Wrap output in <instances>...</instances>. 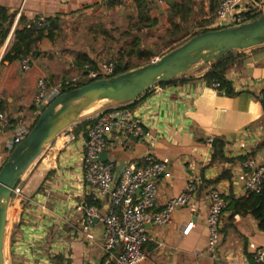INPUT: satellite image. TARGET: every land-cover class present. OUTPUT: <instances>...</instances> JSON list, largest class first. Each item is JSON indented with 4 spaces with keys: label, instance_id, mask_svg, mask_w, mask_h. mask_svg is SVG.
Wrapping results in <instances>:
<instances>
[{
    "label": "crops",
    "instance_id": "obj_1",
    "mask_svg": "<svg viewBox=\"0 0 264 264\" xmlns=\"http://www.w3.org/2000/svg\"><path fill=\"white\" fill-rule=\"evenodd\" d=\"M108 1L0 0V6L14 14L8 37L0 45V63L14 41L13 33L20 18L27 23L59 19L53 41L43 39L37 46L36 58L28 57V70L23 69V60L6 62L0 67L1 114L8 123L14 120L18 124L15 127L9 124L8 130L0 134V169L4 165L1 152L20 128L19 120L25 126L34 120L32 104L37 81L55 84L78 77L82 73V65L76 59L78 54L85 55L95 65L118 58L126 51L119 40L113 39L118 32L128 35L127 38L131 35L138 38L139 49L154 54L151 44L158 45V35L170 25L166 21L171 7L166 0L156 8L163 16L152 36L155 28L140 33L134 30V0H117L118 4L113 7L107 6ZM190 1L189 21L193 24L187 30L194 27V32L213 31L216 1ZM177 20L176 23H181ZM169 52L157 55L154 60ZM197 72L188 74L193 77L191 81L156 86L148 95L128 105L153 138L152 145L116 134L106 141L105 163L112 164L116 171L128 164H139L147 156L167 162L170 177L157 183L159 208L182 194L190 181L195 183L192 200L173 213L169 225L148 228L150 241L145 246L147 258L143 264H249L253 252L250 246H264V233L258 230L257 222L250 215L223 210L216 254L214 258L205 254L209 192L218 191L224 200L229 196L241 198V189L233 184L239 168L248 160L264 165V134L255 140L247 136L248 130L264 129V45L243 52L226 73L225 80L233 96L203 87L200 76L204 70ZM118 106L100 102L92 111L97 115ZM87 128L80 131L70 128L59 135L38 171L19 183L20 214L12 225L14 236L9 248L11 258L6 257L8 264H97L102 258L101 222L95 220L89 228L85 226L86 206L96 207L100 216L106 212L99 201L89 205L93 202L92 194L83 182L81 158ZM209 139L223 143L224 158L229 161H212ZM246 139L251 142L239 152L236 144ZM42 205L44 210L40 208ZM189 223L193 227L184 236L182 233ZM32 244L34 247L28 251ZM197 251L205 255L195 257Z\"/></svg>",
    "mask_w": 264,
    "mask_h": 264
},
{
    "label": "built area",
    "instance_id": "obj_2",
    "mask_svg": "<svg viewBox=\"0 0 264 264\" xmlns=\"http://www.w3.org/2000/svg\"><path fill=\"white\" fill-rule=\"evenodd\" d=\"M150 1V0H145ZM217 8L213 23V31L232 28L247 24L254 18L264 14V0H215ZM157 0L156 4L162 5ZM43 19L36 21L38 27ZM155 61V60H153ZM152 61V62H153ZM23 69H29V59H23ZM116 62L109 61L96 65L84 64L81 75L67 80L50 84L46 80H39L36 83L37 93L33 99L32 109L34 120L49 106V104L61 93L73 86H76L82 78L91 81L105 80L114 77ZM219 91L225 94L218 82L210 85L203 83V87ZM94 123L87 128L84 150L81 158V170L83 182L87 190L92 194V201L104 204L105 214L100 216L96 207H85V226L89 228L95 220L102 224L101 235L102 258L97 264H143L146 261V244L149 243V228H160L171 223L173 213L180 207L186 206L192 200L195 192V183L190 181L185 191L178 197L169 200L162 208L158 207L157 183L160 179L170 177L167 162L156 161L152 157H145L139 164H128L121 168L117 174L115 167L110 163H103L101 155L105 152L106 141L116 134L123 139L137 138V141L146 145H152L153 138L147 128L138 117L128 109V105H121L108 111L97 114L93 118ZM20 128L16 130L14 138L6 144V149L11 152L28 135L31 125L25 126L19 120ZM9 123L0 113V134L7 131ZM264 129L248 130L247 136L251 140L263 136ZM251 135V136H250ZM248 139L236 144L237 150H245L250 143ZM208 148H212L213 140L207 141ZM233 184L239 187L243 197L259 195L264 186V165L256 164L253 160L246 161L236 174ZM139 192V194H137ZM209 208L206 220L207 224V246L205 254L214 258L220 243V223L226 203L221 194L211 190L208 194ZM22 192L18 186L12 191L8 210L11 219H7V225L16 221L20 214V201ZM41 210H44L42 205ZM193 227L189 223L183 231L187 236ZM8 229V226H7ZM34 247L30 245L28 251ZM249 264H264V246L255 248ZM201 251L194 252L195 257L205 255ZM8 261L6 260V263Z\"/></svg>",
    "mask_w": 264,
    "mask_h": 264
},
{
    "label": "water",
    "instance_id": "obj_3",
    "mask_svg": "<svg viewBox=\"0 0 264 264\" xmlns=\"http://www.w3.org/2000/svg\"><path fill=\"white\" fill-rule=\"evenodd\" d=\"M152 1L156 3L157 0ZM158 15H161L160 10ZM187 31L192 35L194 27H189ZM263 45L264 15H260L247 24L199 34L147 65L110 79L94 81L55 98L0 169V264L6 262L7 206L12 191L44 149L81 119L84 113L100 102L120 106L132 104L160 83L195 70L210 69L230 51L247 52ZM16 119L19 120L18 117ZM131 139L137 142V138ZM101 161L105 163L104 154ZM121 168L117 169V174Z\"/></svg>",
    "mask_w": 264,
    "mask_h": 264
},
{
    "label": "trees",
    "instance_id": "obj_4",
    "mask_svg": "<svg viewBox=\"0 0 264 264\" xmlns=\"http://www.w3.org/2000/svg\"><path fill=\"white\" fill-rule=\"evenodd\" d=\"M160 1H163V0H160ZM166 2L171 7L169 21L173 28V31L176 32L173 34V37H174V35L179 34L180 31L184 29L182 28L181 23L185 22L186 20L189 21V15H190L191 10H190V7L188 6L184 7L183 4L175 5L169 0H166ZM117 4H118L117 0H109L107 2L108 7H113ZM134 5L136 9V17H137L138 24L142 25V28L152 29L158 26L159 24L158 18L156 17L151 18L148 14L151 9L157 8V4L155 2H153L152 0L150 1L134 0ZM176 18H178L181 23H176L174 20ZM13 21H14V14H10L8 9L0 6V45H2L7 39L8 34L12 28ZM58 23H59L58 18H49V19L44 20L43 23L40 25V27H38L36 22L27 23L23 18H20L18 21L17 27L13 33L14 41L10 49L3 56L1 63H0V67H2L4 63L6 62L9 64L14 63V62H20L23 59L28 58V57L35 59L37 55V46L39 45V43L43 39H48L50 41H53L55 37V31L58 30ZM206 32L208 31L202 30V31L195 32L192 35H190V39L199 34L206 33ZM134 45L135 46L133 47H135V49L133 50L132 48L130 50L131 52L133 51L131 55H129L128 53L127 54L123 53V54H120L119 57L117 58L114 77L140 67V66H137L135 68H132L128 60H126V59H129V57H133V55H135L136 57L140 56V57L145 58V55H143L144 52L141 49H139L140 40L138 38L134 39ZM260 47L262 46H259V47H256L250 50H256ZM242 54L243 52L239 54H236L235 51L228 52L220 61H218L210 69H205L204 73L200 76V79L204 81L207 85H210L213 82H218L220 84L221 89L226 90L225 91L226 95L233 96V91L229 83L225 80V75L228 72V70L231 68V66L241 57ZM76 59L80 61V65L83 66L84 64H89L91 65L93 69H96V65L90 59H88L85 55L78 54L76 56ZM191 80H193V77H190L188 75H181L179 77L172 79L171 81L167 83H160L157 86L162 87V86L183 84ZM92 82L94 81H91L90 83ZM83 86H86V85H83ZM76 89H79V87L68 88L64 90L61 93V95L67 92H70L72 90H76ZM149 92H147L144 96L148 95ZM135 102H133L132 105ZM130 107L131 105L128 106V108ZM0 113H1V107H0ZM93 118H81L75 124H73L70 128L75 129L77 126H79L76 128L78 131L82 129L85 130L87 127L91 126L94 123ZM37 120L31 126L30 130L34 127ZM10 123L13 124L15 123V121L11 120ZM262 145L263 144L259 145L256 150H259L262 147ZM212 148H213L212 161H216V160L229 161L224 158L223 143H221L220 141H213ZM221 178H223V175L218 179H221ZM226 201H228V206H226L224 210H230L234 212L236 215H240V216L250 215L257 222L258 230L264 233V186H263L262 192L259 195L252 194L247 197H241V198H234L233 196H229L227 199L224 200L225 203ZM89 205H95V203L90 202ZM13 236H14L13 232H9L8 237H7V246H8L7 258L8 259L11 258V252L9 251V248L12 245Z\"/></svg>",
    "mask_w": 264,
    "mask_h": 264
},
{
    "label": "rangeland",
    "instance_id": "obj_5",
    "mask_svg": "<svg viewBox=\"0 0 264 264\" xmlns=\"http://www.w3.org/2000/svg\"><path fill=\"white\" fill-rule=\"evenodd\" d=\"M175 1V5H178V4H183L184 5V7H190V9H191V1L189 0V1H187V2H185V0H174ZM161 5H158L157 6V8H159ZM156 10H158L159 11V9H151L150 11H149V13L151 12V15L149 14V16L152 18V17H156V18H158V21H160V19H162V14L161 15H158V11H156ZM262 15H264V14H262ZM169 17H170V13L168 14V16H167V21L166 22H168L169 24H170V21H169ZM178 18H176V19H174L175 21H178L177 20ZM161 22H162V24L164 23V19L163 20H161ZM191 24H193L191 21H185V22H183L182 24H181V26L182 27H184V28H186V30H184L183 31V35H181V33H182V31L179 33V34H177V35H174V37H173V34L174 33H176V32H174L173 31V28H172V26H171V24L169 25V26H167V29L164 31V32H162V33H160L159 35H158V42H156V43H158V45H156V44H154V42L151 44V47H153L154 48V50H155V52H154V54L152 53V54H150L149 52H147V50L145 49V51H143L144 52V54L143 55H145V58L144 57H136L135 55L133 56V57H131V58H133L132 60H129L128 62H129V64H130V66L132 67V68H135V67H137V66H140V67H142V66H144V65H147V64H149V63H151L155 58L154 57H157V55H162L163 53H166L167 51H173L174 49H176V48H178V47H180L181 45H183L186 41H188L189 39H190V34L188 33V31H187V26H191ZM159 25V24H158ZM136 28H134V30L137 32V33H140L142 30H144V29H147V28H142V25H140V24H138V21H137V17H136ZM153 29V28H152ZM155 31H157L156 30V27H155V29L151 32V35L150 36H152V35H154L156 32ZM148 33H150V32H148ZM193 33H195L194 31H193ZM117 34V33H116ZM172 34V35H171ZM128 36V35H127ZM127 36L122 32V33H119L118 32V35H114V40H116V42H118L117 40H119V42H120V44H121V46H125L124 48V50H126L125 51V53L127 54H129V55H131L132 53H133V51L131 52L130 50L133 48V50L135 49V47H133V46H135L134 45V38H133V35H131V37H129V38H127ZM168 40V41H167ZM128 44V46H129V48L127 49L126 47V45ZM129 50V51H128ZM155 55V56H154ZM119 57V56H118ZM161 58V57H160ZM160 58H158V59H160ZM113 62H116L117 61V58H115V59H111ZM111 60H107V61H111ZM198 70H195L194 71V73H198L197 72ZM79 75H81V73L79 74ZM88 83H90V81L89 80H87V79H85V78H82L81 80H80V82L76 85V86H73V88H76V87H83V85H87ZM67 92V91H66ZM7 115V114H6ZM96 115V111H90V112H88L86 115H84L82 118H93L94 116ZM25 116H27V115H25ZM35 121L36 120H33V122H31V126L35 123ZM9 122V121H8ZM10 124V126H12V127H15V126H17L18 124H16V123H9ZM77 127H79V126H77ZM76 127V128H77ZM73 129L74 131L75 130H77V129ZM12 129H14V128H12ZM70 130V129H69ZM51 145H52V143L49 145V146H47L45 149H44V151L42 152V154L33 162V164L28 168V170L26 171V173L23 175V177L21 178V180H20V182H22V181H26V178L28 179V177H30L32 174H34L35 172H37L38 171V168L40 167V165L42 164V162H43V160L45 159V157L48 155V153H49V151H50V148H51ZM12 152H9L6 148L4 149V150H2V152H1V155L4 157V163H5V161L7 160V158L10 156V154H11ZM3 163V164H4ZM25 183V182H24ZM23 183V184H24ZM19 185V184H18ZM8 209L11 207V204H8ZM9 211V210H8ZM8 219H11V217H10V214H9V212H8ZM8 226V229H6V238H5V248H4V256H5V261L7 260V248H8V246H7V237H8V234H9V232H13L14 230V227H11V225H7ZM43 250L45 251L46 250V245H45V247L43 248ZM6 263V262H5Z\"/></svg>",
    "mask_w": 264,
    "mask_h": 264
},
{
    "label": "bare ground",
    "instance_id": "obj_6",
    "mask_svg": "<svg viewBox=\"0 0 264 264\" xmlns=\"http://www.w3.org/2000/svg\"><path fill=\"white\" fill-rule=\"evenodd\" d=\"M91 110H92V109H91ZM91 110H89V111H87L86 113H84V115H86V114H87L88 112H90ZM84 115H83V116H84Z\"/></svg>",
    "mask_w": 264,
    "mask_h": 264
}]
</instances>
